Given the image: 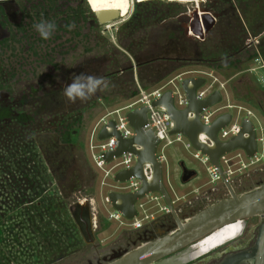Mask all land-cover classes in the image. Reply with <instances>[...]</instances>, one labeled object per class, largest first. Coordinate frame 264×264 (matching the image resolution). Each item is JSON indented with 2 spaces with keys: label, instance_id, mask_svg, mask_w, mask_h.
<instances>
[{
  "label": "rangeland",
  "instance_id": "374dc122",
  "mask_svg": "<svg viewBox=\"0 0 264 264\" xmlns=\"http://www.w3.org/2000/svg\"><path fill=\"white\" fill-rule=\"evenodd\" d=\"M151 1L159 2L137 5ZM191 5L214 8L217 14L218 23L205 40L184 34L188 17L183 14ZM5 8L12 13L6 18L0 13L5 30L0 27V39L7 40L0 44V74L10 81L5 90L17 95L19 89L36 86V93L31 94L33 104L17 108L32 119L24 131L20 129L21 146L14 148L10 144L15 141L8 139L0 145V262L96 264L98 253L84 242L71 214L73 204L84 199L92 203L100 253L108 251L106 245L114 238L126 237L124 226L107 218L112 211L106 200L111 187L100 184L103 174L90 145L99 122L142 93L164 87L180 75H197L190 71L213 72L225 86L223 104L228 101L253 111L264 126V0H13L6 1ZM15 8L29 14L21 25L13 15ZM126 9L117 20L96 23L94 14L100 10ZM41 20L56 25L48 40L33 27ZM151 59L155 61L143 64ZM81 73L103 77L109 87L85 100L69 101L63 89ZM162 75L167 77L158 80ZM226 111L237 113L236 108ZM187 143V139L175 141L164 150V179L167 182L169 176L179 195L210 178ZM259 148L264 151V142ZM181 162L201 179L182 183ZM107 181L113 183L111 177ZM230 181L238 194L259 187L264 182V161ZM239 225L241 220L225 229Z\"/></svg>",
  "mask_w": 264,
  "mask_h": 264
},
{
  "label": "water",
  "instance_id": "95a60500",
  "mask_svg": "<svg viewBox=\"0 0 264 264\" xmlns=\"http://www.w3.org/2000/svg\"><path fill=\"white\" fill-rule=\"evenodd\" d=\"M191 6L188 12L183 14L188 17V22L183 25L184 34L188 37L205 40L218 23L217 14L211 7L200 5L196 8L194 5ZM94 15L103 25L119 19V12L116 10H100ZM177 79L178 83L175 82V84L181 87L187 98L186 107L183 109L175 107L171 89H167L160 97L152 100L151 105L164 107L171 114L173 128L170 134L183 135L193 150L208 158L209 163L225 183L229 197L207 206L186 221H182L164 184L163 164L157 155V146L160 141L152 130H145L148 125L149 107L142 105L127 112V120L135 132L131 138H123L117 130L115 120L104 122L97 133V140L116 137L118 141L115 149L103 153L104 160L110 162L115 157H120L128 152L136 156L135 164L117 171L114 174V180L123 183L137 178L141 181L139 188L130 192H108L107 198L113 209L120 212L124 218L133 219L137 215L135 208L137 200L150 193L158 192L169 207L177 227L172 232L138 245L107 264H188V252L194 242L236 220L257 215L264 216V182L251 191L237 194L220 162L222 156L236 149L244 150L249 158L257 154V134L253 123L248 118H244L241 129L235 136L228 140H219L217 134L228 125L231 113L225 112L218 116L211 125H204L200 121V113L204 108L221 101L219 90H214L204 99H198L196 91L205 84L204 77L181 76ZM201 133H205L209 139L208 142L200 139ZM145 165L150 166L149 176L145 175ZM181 168L182 183L190 182L197 175V171L187 168L184 162H181ZM71 214L84 242L94 244L97 223L93 216L91 201L84 199L75 202L71 207ZM244 258L249 260L250 264H264V221L258 227L257 240L252 252ZM241 259L235 260L241 261Z\"/></svg>",
  "mask_w": 264,
  "mask_h": 264
},
{
  "label": "flooded vegetation",
  "instance_id": "af4514ba",
  "mask_svg": "<svg viewBox=\"0 0 264 264\" xmlns=\"http://www.w3.org/2000/svg\"><path fill=\"white\" fill-rule=\"evenodd\" d=\"M6 1L13 0H0V13L2 14L3 18L8 17V14L12 15V13H9V8H5ZM15 9L16 10L14 11L13 15H18V25H21L25 16L29 14L22 8ZM96 23L101 25L97 19ZM0 27L3 31H5L2 27V24H0ZM6 41V38L2 37L0 39V44L5 45ZM31 47L32 41L26 49L31 50ZM0 72H3V70H0ZM8 84H10V81L7 79V75H5L3 78V75L0 74V145L2 144V141L8 139L15 141L13 143L14 145L10 144L15 148L16 145L17 147L21 146V144L17 142V137L20 133H22L20 129H23L24 131L26 127L24 124L27 122L30 123L32 120L29 114H26V112L23 111L20 112L17 110V108H20L18 107L20 105L27 106L33 104L34 101L30 98L32 92L36 90V86H28V91H21L19 89L18 94L16 95L11 91L8 92L5 90V88H8ZM57 140L60 141V138L57 137ZM56 152L58 153L57 150ZM207 167L208 166L205 167V170L209 174ZM107 168H109V166H107ZM99 170L103 174L100 184L103 187H111L108 192L115 191L126 193L132 191V187L130 185H124L121 184L122 182H116L114 180V174L108 173V175H105L103 170ZM110 177L112 178L113 183H109L107 181ZM168 177L167 182H165L163 169L165 187L169 192L171 196V202L182 221H186L188 218L195 215L207 206L229 197V195L225 197V183L221 180V178L218 179L221 183L217 185L216 182L218 180L212 181L211 177L209 176V180L199 182L198 184L194 185V187L187 193L179 195L178 189L172 185L170 178ZM201 177L202 176L197 174L192 180L201 179ZM107 194L106 200L108 199ZM187 195L191 196L187 198ZM163 202L165 203L164 199ZM110 207L112 208V211H116L113 209L111 204ZM167 208L169 209L168 206ZM258 217L263 216L257 215L250 217L251 220L250 218L240 219L243 222V225L225 229L226 226L234 223L232 222L194 242L190 247V251L188 252V264H250V261L244 257L252 252L257 240L258 227L264 221V219H262L260 221L253 222L252 218ZM107 218L109 219V213ZM109 220L118 222L120 227L124 226L125 228L123 227L122 231H124L123 233L126 234V237L124 238L118 236L114 238L109 244L106 245V247H108V251L102 253H100V250L97 249V245L95 243L92 244L96 250V253H98L96 257V264H107L110 261L119 258L126 252L133 250L138 245L146 241L154 240L168 232H172L177 228L175 226V219L172 216L170 209L168 212H160L154 215L149 220H146L145 223L137 229L126 226L124 220ZM237 258H242L243 260L241 259V261H236L235 259ZM89 264H92V262H89Z\"/></svg>",
  "mask_w": 264,
  "mask_h": 264
},
{
  "label": "built area",
  "instance_id": "2783aa9c",
  "mask_svg": "<svg viewBox=\"0 0 264 264\" xmlns=\"http://www.w3.org/2000/svg\"><path fill=\"white\" fill-rule=\"evenodd\" d=\"M192 34V33H191ZM196 39H199L196 37ZM200 40V39H199ZM189 73H197L196 76H201L205 78V84L199 87L196 91V96L198 99H204L214 90H219L221 93V101L212 105L210 107L204 108L200 113V121L204 125H211L214 120L224 114L228 109L236 108L237 113H231V120L223 127L217 134L219 140H228L231 137L235 136L241 129V124L244 118H248L254 126V129L257 134V144L258 152L257 154L249 158L242 149H236L224 156L221 157L220 162L224 168L227 178L230 180L236 173H241L242 171L258 164L260 161H264V151H260V144L264 142L263 131L264 126L262 125L258 116L251 110H248L242 106L232 105L228 101L223 104L225 100V86L221 83L213 72H204V71H190ZM209 78H212L209 80ZM167 85H172L170 88L173 91V98L175 107L178 109H183L187 105V98L180 86L175 84L174 80H171ZM165 85L157 90H154L151 93H142V96L130 105L116 109L109 112L103 119L102 122H108L113 119L116 122L117 130L121 133L123 138H131L134 136V129L130 126L126 114L129 110L140 107L142 105H147L149 107L147 112L148 125L145 127V130H152L155 136L159 139V144L157 146V155L159 160L163 163L166 161L165 148L172 144L175 141L183 142L185 137L181 134L171 135L170 131L173 128V121L171 119V114L164 107H153L151 105L152 100L161 96V94L167 89ZM244 112V114H242ZM255 120V122L253 121ZM200 139L208 142L209 139L205 133L200 134ZM117 138L109 137L104 140H98L97 142L94 139L91 142L90 148L92 151V158L96 163V166L103 170L105 175L108 173L115 174L117 171L123 168H129L135 164L136 156L133 153H124L120 157H115L112 161L106 162L103 158V153L109 152L117 146ZM188 144V143H187ZM189 145V144H188ZM193 156L205 165H208L207 170L212 181H217L220 176L216 172V169L209 163V160L206 156L202 155L200 152L193 150ZM109 166V168H107ZM107 168V169H106ZM145 175H150V166L145 165ZM121 184L130 185L132 190L139 188L141 181L137 178H132L129 181L123 182ZM135 208L137 210V215L133 219H126L118 211H110L109 219L115 220H124L126 226H129L133 229L141 227L146 220H149L154 215L160 212H168L166 204L163 202V196L158 193H150L145 197L138 199L135 203Z\"/></svg>",
  "mask_w": 264,
  "mask_h": 264
},
{
  "label": "clouds",
  "instance_id": "9594fccd",
  "mask_svg": "<svg viewBox=\"0 0 264 264\" xmlns=\"http://www.w3.org/2000/svg\"><path fill=\"white\" fill-rule=\"evenodd\" d=\"M40 38L48 40L56 25L51 21L41 20L33 25ZM108 82L103 77H94L83 73L73 77L72 82L64 87L63 95L69 101L85 100L95 94L98 89L108 88Z\"/></svg>",
  "mask_w": 264,
  "mask_h": 264
},
{
  "label": "trees",
  "instance_id": "16d2710c",
  "mask_svg": "<svg viewBox=\"0 0 264 264\" xmlns=\"http://www.w3.org/2000/svg\"><path fill=\"white\" fill-rule=\"evenodd\" d=\"M154 2H159V1H151V2H145V3H141V4H137L138 6H140V5H147V4H149V3H154ZM128 9V8H127ZM127 9H126V11L125 12H123V11H120V10H116V11H118L119 12V17H121V16H123L126 12H127ZM136 29V28H135ZM134 33V32H133ZM132 33V34H133ZM131 46H129V48H130ZM197 60H199V61H203L204 60V58H198ZM196 60V61H197ZM155 61V59H151V60H148V61H146V62H144L143 64H149V63H152V62H154ZM170 61V60H169ZM207 62H209V63H217L218 62V59H213V60H211V59H207L206 60ZM173 62H181V63H185L186 61H184V60H174ZM139 64H141V63H139ZM167 77V75H162V76H160V77H158V80H162L163 78H166ZM64 142H68V139H64L63 140ZM0 264H14L13 263V261L11 262V263H6L4 260L3 261H1L0 262Z\"/></svg>",
  "mask_w": 264,
  "mask_h": 264
},
{
  "label": "crops",
  "instance_id": "0c3cea01",
  "mask_svg": "<svg viewBox=\"0 0 264 264\" xmlns=\"http://www.w3.org/2000/svg\"><path fill=\"white\" fill-rule=\"evenodd\" d=\"M180 76H182V75H180ZM180 76H179V77H180ZM174 80H178L177 77H175ZM174 82H176V81H174ZM102 125H103V123H102V121H101V122H99V124H98L97 127L95 128V131H94V133H93V139H94L95 135H97V133H98V131L100 130V128L102 127ZM204 165H205V164H204ZM206 166H208V165H205V167H206ZM167 167H170V163L168 164Z\"/></svg>",
  "mask_w": 264,
  "mask_h": 264
},
{
  "label": "bare ground",
  "instance_id": "6f19581e",
  "mask_svg": "<svg viewBox=\"0 0 264 264\" xmlns=\"http://www.w3.org/2000/svg\"><path fill=\"white\" fill-rule=\"evenodd\" d=\"M236 221H238V220H236ZM234 222H235V221H234ZM231 223H232V222H231ZM229 224H230V223H229ZM226 225H228V224H226ZM226 225H225V226H226Z\"/></svg>",
  "mask_w": 264,
  "mask_h": 264
}]
</instances>
